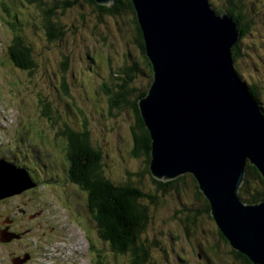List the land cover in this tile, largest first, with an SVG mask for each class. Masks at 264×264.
Instances as JSON below:
<instances>
[{
  "label": "rangeland",
  "instance_id": "1",
  "mask_svg": "<svg viewBox=\"0 0 264 264\" xmlns=\"http://www.w3.org/2000/svg\"><path fill=\"white\" fill-rule=\"evenodd\" d=\"M39 1L53 4L64 0H0V155L12 154L15 161L23 160L32 145L33 128L46 125L39 115L42 105L49 103L52 113L60 116L59 125L69 120L76 126L88 123L92 141L104 153L105 174L113 183H123L130 177L138 179L136 175L143 169L144 159L131 155L133 114L128 108L112 110L107 93L108 89L112 93L118 90L122 79L129 75L126 68L135 64L138 66L134 72L136 76L129 86L147 89L149 80L143 72H149L135 42L133 15L104 16L99 21L98 9L94 5L85 0H68L76 3L65 10L60 5L53 17L54 23L62 27L64 36L62 40L50 41L44 28L46 7ZM235 1L251 13L253 23L247 35L241 38L242 56L234 61V65L243 82L257 89L260 106L264 108V0ZM209 2L215 10L228 7L227 0ZM5 6L8 13L3 9ZM16 35L22 36L32 50L36 62L32 72L17 69L9 58L7 47ZM64 81L67 94L62 91ZM136 95L131 98L136 100ZM7 145L11 153L3 149ZM143 186L148 191L156 189L148 178L143 180ZM180 189L182 192L178 197L167 196L165 203L151 209V222L143 239H159L164 249L161 251L154 247L153 261L156 264H183L181 258H184L188 261L185 264H243L229 254L226 246L221 247L222 254L217 253L215 257L206 251L209 263L198 256V248L206 245L207 238L208 245L215 243L210 233L215 228L212 222H206L205 237L200 232L191 238L183 234L181 240L175 238L183 231L176 216L193 211L199 204L193 187L182 184ZM61 207L70 212L74 222L95 225L87 209H78L68 201L62 202ZM70 228L79 232L74 225ZM92 232H95L94 227ZM95 238L98 243L92 247L93 259L105 256L108 264H127L126 257L116 256L111 248L100 252L103 246L99 233ZM62 245L74 247L71 233L65 236ZM52 257L51 264H89L88 254H84L83 261L79 251L53 254Z\"/></svg>",
  "mask_w": 264,
  "mask_h": 264
},
{
  "label": "water",
  "instance_id": "2",
  "mask_svg": "<svg viewBox=\"0 0 264 264\" xmlns=\"http://www.w3.org/2000/svg\"><path fill=\"white\" fill-rule=\"evenodd\" d=\"M131 1L154 73L139 100L152 176H193L230 247L264 264V201L247 204L239 195L248 164L264 178V114L234 66L238 23L209 0ZM16 170L0 161L2 190L28 183Z\"/></svg>",
  "mask_w": 264,
  "mask_h": 264
},
{
  "label": "trees",
  "instance_id": "3",
  "mask_svg": "<svg viewBox=\"0 0 264 264\" xmlns=\"http://www.w3.org/2000/svg\"><path fill=\"white\" fill-rule=\"evenodd\" d=\"M76 1H56L53 4H46L39 1L40 4L46 7L44 10V28L50 41L62 40L64 36L62 27L53 21L55 10H58L60 5L65 10L76 3ZM85 1L98 9L97 17L99 21H102L104 16H116L126 13L133 15L134 18H132V21L135 24L133 31L136 34L135 42L140 49L149 72H143L149 80L146 90H139L129 86L136 76L134 75L138 67L136 64L126 68L129 75L127 78L122 79L123 83L118 86V90L113 93L110 89L107 90L109 105L112 110L128 108L133 114L134 126L131 129V155L133 158L144 159L143 169L136 175L138 179L130 177L122 181L123 183L118 182L116 184L106 176L103 168L104 153L90 138L91 131H89L88 123L84 125L82 132H69L66 137L71 147L68 159L72 161L73 179L80 186L84 194L82 198H86V207L92 214L91 220L95 223V225L91 226L94 227V230H98L100 240H103L104 243L107 240L110 243L115 253L119 256L125 255L123 257H126L125 261L127 264H153L154 247L157 246V249L161 251H164V249H162V244L159 239H150L147 237L143 239L147 227L151 222V209L153 210L154 207L158 208L162 203H165L167 196L173 198L175 196L178 197L179 192H182L180 186L187 184L193 187L194 197L199 204L193 211L181 213L176 216L183 231H181L180 236H175V238L181 240L182 234L191 238L200 232L205 237L207 236L204 230L206 222H212L215 228L210 233H212L213 242L215 243L210 242L211 244L208 245L207 238V247L205 244L201 246L200 254H202L203 260L208 263L210 262L209 258L205 256L206 251H208L209 255L212 253L215 257L217 253L222 254L221 247L226 246L229 248V254L234 259L243 264H253L247 257L234 251L221 234L211 216L210 204L201 193L199 185L193 176L184 175L175 180L163 182L156 180L150 172L151 137L139 112V100L147 95L153 82L154 73L152 64L146 55L143 34L138 24L132 1L116 0L110 7L98 5L95 0ZM227 4L228 7L226 9L216 11L219 14L227 13L238 23V28L241 32L240 43L241 38L247 35L250 26H252L253 20L251 13L245 10L244 6H239L235 0H227ZM3 9L8 13L6 6ZM1 11L4 14L3 10ZM239 43L232 49L233 61H237L242 56ZM7 53L14 67L21 71L32 72L36 67L32 50L25 43L22 36H14L11 44L7 47ZM65 64L67 66V59ZM66 66H64V70H66ZM61 86L62 91L64 90L67 94L68 89L65 81ZM247 89L260 106L261 102L257 89L253 86H247ZM135 93H137L136 100H133L131 96ZM42 108L43 110L40 111V116L50 118L58 127L61 126L62 128L63 125H66L67 122H63L61 125L57 123L60 116L57 117L52 113L49 103L43 104ZM260 108H262L261 110L264 114V108L261 106ZM30 125L32 126L31 121ZM145 178L152 180L155 184L156 189L154 191L150 189L148 191L144 188L143 180ZM239 195L241 200L247 204H258L264 201V178L257 168L250 164L247 166L245 181L240 189ZM83 203L85 207V202ZM156 242H158V245H156ZM224 255L228 256L226 252H224Z\"/></svg>",
  "mask_w": 264,
  "mask_h": 264
},
{
  "label": "flooded vegetation",
  "instance_id": "4",
  "mask_svg": "<svg viewBox=\"0 0 264 264\" xmlns=\"http://www.w3.org/2000/svg\"><path fill=\"white\" fill-rule=\"evenodd\" d=\"M39 118L46 125L33 128L32 145L22 161H15L12 154L0 155V161L28 178V183L3 189L0 194V264H51L53 254L70 251H79L82 259L88 252L89 264H108L105 256L99 260L92 257V247L98 243L95 238L97 230L93 233L89 223L74 222L70 212L61 207L62 202L68 201L72 206L87 209L90 213L86 198H82L84 194L73 179L72 161L68 159L71 147L66 138L69 132H82L84 125L76 126L69 120L62 128L53 127L55 124L50 118L40 115ZM3 149L11 153L9 145L3 146ZM0 179H3L2 174ZM72 225L79 232L71 229ZM68 233L73 236V248L62 245ZM101 241L103 248L100 252L111 248L107 240L105 243ZM198 249L201 250V246ZM198 256L202 258V254ZM181 262L188 263L184 258Z\"/></svg>",
  "mask_w": 264,
  "mask_h": 264
},
{
  "label": "bare ground",
  "instance_id": "5",
  "mask_svg": "<svg viewBox=\"0 0 264 264\" xmlns=\"http://www.w3.org/2000/svg\"><path fill=\"white\" fill-rule=\"evenodd\" d=\"M0 183H7L4 180L0 179ZM15 184H12L9 188H13ZM17 187V186H16ZM2 193V189L0 188V194ZM6 197V196H5ZM4 198V197H3Z\"/></svg>",
  "mask_w": 264,
  "mask_h": 264
}]
</instances>
